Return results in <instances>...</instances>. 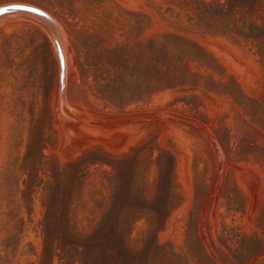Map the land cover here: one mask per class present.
Returning a JSON list of instances; mask_svg holds the SVG:
<instances>
[{
    "label": "rangeland",
    "instance_id": "374dc122",
    "mask_svg": "<svg viewBox=\"0 0 264 264\" xmlns=\"http://www.w3.org/2000/svg\"><path fill=\"white\" fill-rule=\"evenodd\" d=\"M12 5L0 264H264V0Z\"/></svg>",
    "mask_w": 264,
    "mask_h": 264
},
{
    "label": "bare ground",
    "instance_id": "6f19581e",
    "mask_svg": "<svg viewBox=\"0 0 264 264\" xmlns=\"http://www.w3.org/2000/svg\"><path fill=\"white\" fill-rule=\"evenodd\" d=\"M18 6H21V5H18ZM14 7V5H12V6H9V7H1L0 9H3V8H13ZM1 12V11H0ZM11 15H24V14H28V13H26V12H23V11H20V12H18V14H16V13H14L13 11L10 13ZM0 15H9V14H6V12H3L2 14H0Z\"/></svg>",
    "mask_w": 264,
    "mask_h": 264
},
{
    "label": "snow or ice",
    "instance_id": "6c2138e0",
    "mask_svg": "<svg viewBox=\"0 0 264 264\" xmlns=\"http://www.w3.org/2000/svg\"><path fill=\"white\" fill-rule=\"evenodd\" d=\"M0 11L7 12V11H9V9L8 8H3V9H0Z\"/></svg>",
    "mask_w": 264,
    "mask_h": 264
},
{
    "label": "water",
    "instance_id": "95a60500",
    "mask_svg": "<svg viewBox=\"0 0 264 264\" xmlns=\"http://www.w3.org/2000/svg\"><path fill=\"white\" fill-rule=\"evenodd\" d=\"M9 11L6 12V14H10L13 10L11 8H8Z\"/></svg>",
    "mask_w": 264,
    "mask_h": 264
}]
</instances>
